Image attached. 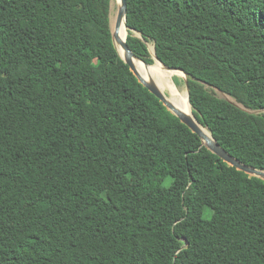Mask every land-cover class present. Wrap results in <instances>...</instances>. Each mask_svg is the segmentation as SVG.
Listing matches in <instances>:
<instances>
[{
  "label": "trees",
  "instance_id": "trees-1",
  "mask_svg": "<svg viewBox=\"0 0 264 264\" xmlns=\"http://www.w3.org/2000/svg\"><path fill=\"white\" fill-rule=\"evenodd\" d=\"M109 10L0 0V264H264V181L138 82ZM126 10L133 53L182 70L196 121L264 171V0Z\"/></svg>",
  "mask_w": 264,
  "mask_h": 264
},
{
  "label": "water",
  "instance_id": "water-1",
  "mask_svg": "<svg viewBox=\"0 0 264 264\" xmlns=\"http://www.w3.org/2000/svg\"><path fill=\"white\" fill-rule=\"evenodd\" d=\"M110 11H111V14H110ZM126 13H127L126 0H110V10H109L110 22H111V16H112L115 22L114 26H115L116 32H118L120 26L122 25V22L126 30V35L124 39L117 38L116 34L111 31L112 42L114 44V47L119 57L129 67L130 71L135 76V78L138 80V82L143 87H145L151 94H153L173 116L179 119V121L182 124H184L192 133L196 134L198 138L200 139L201 144L204 148H206L212 154L217 156L220 160H222L228 166L234 167L236 170L245 173L249 177H255V178H258L264 181V171L249 167L243 164L242 162H240L239 160H237L236 158H234L233 156H231L217 143V141L213 138L211 133L206 128L202 127L196 121V119L194 120L190 115H188L186 110L183 107H180V105L176 103L175 99H173L171 96H168L164 93V90L161 84L155 78L154 69L152 71H145L140 68L137 70L134 67L132 63V57H135L141 64H143L144 66L148 68H153L154 66L153 64L149 65L143 62L130 49L128 45V41H127L129 32H132L135 37H138L142 41L143 39L141 38L138 32H135L134 30L130 29L127 26ZM110 26H111V23H110ZM115 36H116V39H115ZM146 46L148 47V51L153 61L156 60L166 71L180 72L184 76L182 80L184 82V90L186 91L187 100L189 103V86H188L186 74L180 69L170 68L162 64L155 55L154 47H153V52H151L149 48V43H146ZM204 129L207 130L209 135H207L203 131Z\"/></svg>",
  "mask_w": 264,
  "mask_h": 264
},
{
  "label": "bare ground",
  "instance_id": "bare-ground-1",
  "mask_svg": "<svg viewBox=\"0 0 264 264\" xmlns=\"http://www.w3.org/2000/svg\"><path fill=\"white\" fill-rule=\"evenodd\" d=\"M112 9H113V7H112ZM110 23H111L110 29L113 33L116 34L117 38L124 39L126 30L123 26V22H122V25L120 26L118 32H116V30H115V26H114L115 22H114V19L112 18V16H111V22ZM116 36H115V39H116ZM149 48H150V51L153 52V45L152 44H149ZM132 63L137 70L139 68L142 70H145V71H152L154 69L155 78L161 84V86L164 90V93L168 96H171L173 99H175L176 103L178 105H180V107H183L186 110L187 114L190 115L195 120V118L192 114L191 106L189 105L188 100H187L186 91L184 89H182V90L178 89V87H176L174 85V82L172 79V78H176V77L182 79L184 76L180 72L166 71L156 60L153 61V66H154L153 68H148V67L144 66L135 57H132ZM203 131L207 135H209L207 130L204 129Z\"/></svg>",
  "mask_w": 264,
  "mask_h": 264
},
{
  "label": "rangeland",
  "instance_id": "rangeland-1",
  "mask_svg": "<svg viewBox=\"0 0 264 264\" xmlns=\"http://www.w3.org/2000/svg\"><path fill=\"white\" fill-rule=\"evenodd\" d=\"M110 14H111V11H110ZM177 78V77H176ZM173 79V78H172ZM178 79V81H179V83H180V86H179V88L178 89H184V82H183V80L182 79H180V78H177ZM217 93V96L219 97V98H225V99H229L227 96H225V95H223V94H221V93H219V92H216Z\"/></svg>",
  "mask_w": 264,
  "mask_h": 264
}]
</instances>
